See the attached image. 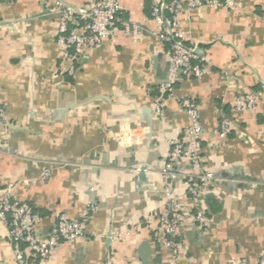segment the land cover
<instances>
[{"label": "crops", "instance_id": "1", "mask_svg": "<svg viewBox=\"0 0 264 264\" xmlns=\"http://www.w3.org/2000/svg\"><path fill=\"white\" fill-rule=\"evenodd\" d=\"M78 7L98 0H63ZM113 34L74 65L59 71L58 16L52 0H0V192L19 184L15 198L40 217L45 234L60 214L78 219L93 207L84 237L61 243L40 264H171L148 219L162 206L163 169L170 141L188 125L182 99L193 100L203 127V167L222 180L205 191L208 224L188 226L175 264H261L264 256V0H233L234 10L199 8L179 15L186 45L209 59L198 79H183L166 100L152 101L167 69L166 47L152 32L149 0H118ZM132 20L140 38L126 35ZM258 95L254 109L234 112L238 96ZM227 118L231 134L219 137ZM50 178H37L45 168ZM134 167H144L143 179ZM185 163L175 172L187 171ZM183 195L180 183H172ZM133 232L125 237L126 231ZM121 236L122 240L117 238ZM8 230L0 221V264L12 263Z\"/></svg>", "mask_w": 264, "mask_h": 264}, {"label": "built area", "instance_id": "2", "mask_svg": "<svg viewBox=\"0 0 264 264\" xmlns=\"http://www.w3.org/2000/svg\"><path fill=\"white\" fill-rule=\"evenodd\" d=\"M149 17L155 25L152 36L166 47L167 72L156 89L152 106L154 115L161 119L165 114L166 100L174 97L175 86L183 79L202 77L211 65L209 59L198 55L196 49L186 45L188 35L180 28L179 15L185 11L186 17L199 8L211 10H234L237 5L233 0H149ZM52 8L58 16L56 42L60 47L59 71L72 76L75 63L86 53L97 48L104 39L113 34L117 14L121 10L118 0H98L87 6H72L63 0H52ZM122 31L133 38L142 36L141 27L134 21H120ZM258 95L247 93L236 97L232 102V111L242 112L254 109ZM181 108L188 118V125L181 138L171 140L170 150L163 169L159 172L164 186L161 189L162 206L160 211L147 221L151 223L153 240L165 250L171 264L181 258L182 244L188 226L198 230L208 224L203 201L205 191H215L222 180L207 171L201 161V138L203 127L196 103L191 99H182ZM264 123V102L261 113ZM5 115L0 108V128L4 125ZM232 123L222 118L219 123V137L231 134ZM185 163L187 171L176 173L175 167ZM134 167L133 172H139ZM51 170L45 168L37 178L45 183L50 178ZM9 184L0 192V221L8 230L12 250L13 264H40L47 260L61 243H71L81 239L85 226L90 221L93 207L89 206L78 219H70L64 214L56 217L49 230L38 232L40 217L31 207L13 195L19 184ZM172 183H180L183 195L175 193ZM134 229L126 231L125 237ZM117 240L121 241L119 236ZM260 263L264 264V256Z\"/></svg>", "mask_w": 264, "mask_h": 264}, {"label": "water", "instance_id": "3", "mask_svg": "<svg viewBox=\"0 0 264 264\" xmlns=\"http://www.w3.org/2000/svg\"><path fill=\"white\" fill-rule=\"evenodd\" d=\"M196 53L198 52V49H196L195 51ZM168 67V65H167ZM166 72H167V69H166ZM166 75V73H165ZM163 80V79H162ZM145 171L144 167H141L140 170H139V178L142 180L144 177L143 175V172ZM149 253H150V249L147 245H143L142 248H141V255H140V259H141V262L142 264H147V260H148V257H149Z\"/></svg>", "mask_w": 264, "mask_h": 264}]
</instances>
